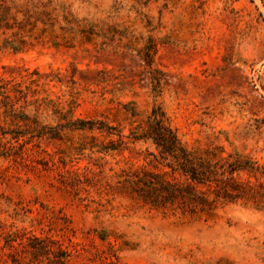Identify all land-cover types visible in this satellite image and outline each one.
<instances>
[{"label": "rangeland", "instance_id": "rangeland-1", "mask_svg": "<svg viewBox=\"0 0 264 264\" xmlns=\"http://www.w3.org/2000/svg\"><path fill=\"white\" fill-rule=\"evenodd\" d=\"M0 264H264V0H0Z\"/></svg>", "mask_w": 264, "mask_h": 264}, {"label": "trees", "instance_id": "trees-1", "mask_svg": "<svg viewBox=\"0 0 264 264\" xmlns=\"http://www.w3.org/2000/svg\"><path fill=\"white\" fill-rule=\"evenodd\" d=\"M171 133V131L168 134L165 133V129L163 130V126L159 123L158 126H156V129H154L153 134L158 141L174 145L176 143V138L173 134L171 135Z\"/></svg>", "mask_w": 264, "mask_h": 264}]
</instances>
